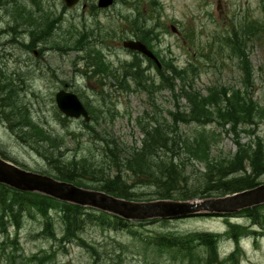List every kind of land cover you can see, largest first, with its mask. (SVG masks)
I'll use <instances>...</instances> for the list:
<instances>
[{"label":"rangeland","instance_id":"rangeland-1","mask_svg":"<svg viewBox=\"0 0 264 264\" xmlns=\"http://www.w3.org/2000/svg\"><path fill=\"white\" fill-rule=\"evenodd\" d=\"M18 1L22 4L21 12L27 11L28 17L32 14L39 23L43 13L34 9L30 0ZM95 2L97 0H82L81 4ZM40 5L47 16L45 24L40 22L39 28L50 23L48 15L51 20H57L58 27L54 26L48 43L37 45L35 41L32 48L33 41L26 32L20 35L10 31L16 26L15 3L11 0L0 3V74H12L11 78L23 88L21 97L26 94L22 97L23 103L34 121L48 134L60 141L63 139L65 144L60 151L63 161L79 159L89 152L101 157L105 155L106 141L118 145L116 150L122 158L135 145L141 144L143 135L137 124L139 117L147 118L148 112L157 114L161 120H169V112L175 109L177 98L168 90L149 96L136 90L133 81L129 82L131 91L125 90L127 85L120 84L124 67L133 62L141 64L143 79L155 78L160 84L154 63L131 54L121 42L118 43L120 39L134 38L132 21L137 19L156 36L152 49L163 63L160 70L166 71L170 65L187 70L184 75L186 80L188 74L186 89L192 85L202 97H206L211 89H217L219 93L227 91V96L240 89L262 109L261 113L257 111L251 126L238 128L237 132L229 124L222 127L212 123L205 127L198 124L183 126L182 134L193 136L197 132H207L213 160L234 156L238 141L264 147V34L260 37L255 28L249 27L260 26L264 19L260 0H116L115 7L105 11L80 6L65 8L63 0H40ZM21 28L26 26L23 24ZM19 29L14 31L19 32ZM235 30L243 36L240 41L246 58L242 62L236 57L237 53H233L236 40L227 41L230 35L234 36ZM83 34L88 36L87 44L78 50L73 40ZM97 53L116 79L93 65ZM24 73L29 76L23 86L20 79ZM61 89L81 95L89 104L87 106H96L106 112L113 108L114 118L107 112L101 125L97 120L93 121L90 129L84 128L81 120L65 118L55 102V95ZM178 99L181 106L185 105L184 100ZM22 127H14L0 111V151L22 168L54 173L51 163L35 149L28 134L21 137L22 134L18 136L12 130H22ZM54 154L60 155L58 151ZM98 160L107 175L108 166L102 167L105 156ZM189 171L203 172V163H191ZM128 176L123 173L125 179ZM83 180L90 186L96 184L90 177ZM258 181L264 183V171ZM147 201L150 200L133 202ZM52 214L54 232L58 234L60 219ZM258 214L260 218H249L241 213L228 217L196 215L157 220L142 226L134 223L129 230L119 231L100 230L103 227L93 225L80 233L87 244L93 245L89 249L78 241L68 243L62 249L59 243L41 235L44 230L42 219L29 216L23 219L19 230L8 227L9 237L0 235V264H184L180 259L182 254L176 249L169 250L166 244L169 240L170 244L173 241L177 245L182 235L190 233L217 237L220 260L235 254L234 260L222 264H264V206ZM160 237H165V242L157 245L154 242ZM45 255H50L49 259L43 260Z\"/></svg>","mask_w":264,"mask_h":264},{"label":"trees","instance_id":"trees-1","mask_svg":"<svg viewBox=\"0 0 264 264\" xmlns=\"http://www.w3.org/2000/svg\"><path fill=\"white\" fill-rule=\"evenodd\" d=\"M11 1L15 3L16 7L13 15L16 26L11 27L10 31L12 32L16 28L19 29L24 24L26 28L19 29V33L21 35L27 33L33 41L32 48L35 47V41L37 45L43 42L48 43L50 41L48 36L58 22H56L57 20H51L48 15L47 20L50 21V25L47 23L39 28L40 22L45 24L47 16L44 8H40V0H30L35 7L34 9L43 13L39 23L36 22L32 14L28 17L27 11L21 12L23 9L21 8L22 4H19L18 0ZM262 2L264 11V0ZM0 3H3V0H0ZM132 23L135 27V38L152 48V41L156 39V36L154 37L151 31L138 19L132 21ZM259 25L255 24L249 27H251V30L255 28L258 36H262L261 32L264 34V19ZM19 33L15 32V34ZM238 35L239 33H236L235 30L232 37L236 40L233 53H237L236 57L240 58L242 62L246 56L243 51V44L240 41L242 37ZM87 40V34H83L81 38L73 40V43L78 50H81L87 44ZM78 43H80V46H78ZM93 62H95L93 65H96L101 72L111 73L109 76L116 79V76L109 70L108 65L99 53L95 55ZM241 70L244 73V69L241 68ZM158 72L160 76L158 82L160 84H157L155 78L143 79L144 70L139 66L135 74H123L120 84L127 85L124 86L125 90L131 91L129 81L127 82L131 78L136 90L142 91V93L146 92L149 96L158 91L168 90L175 94L177 98L175 109L169 112V120H161V117L157 114H149L148 112L146 113L147 118L139 117L137 124L143 135L141 144L139 147L135 145L122 158L119 157L116 150L118 145L113 141H106L103 150L105 160L102 167L104 165L108 166L106 168L109 170L107 175L103 173L98 164V159L103 156L98 157L89 152V154L82 155L79 159L77 157L69 161L61 159L62 154L60 151L65 144L63 139L60 141L57 137L48 134L38 124L31 122L32 119L29 118L21 97L22 89L17 85L16 80L11 78L12 74H0V111L7 121L13 123V126L33 124L30 125L29 139L33 146H36L35 149L40 154L42 153L41 156L51 163L54 173L50 174L53 177L73 182L88 189L104 191L116 197L133 201L156 199L193 200L226 196L260 185L262 182H259L258 178L264 171V147L261 144H242L238 141L237 153L234 156L213 160L207 132H197L193 136L182 134L183 126L198 124L205 127L212 123H217L222 127L224 124H229L230 128L237 132L238 128L251 126L257 111L262 112L258 104L240 89L233 91L231 96H227L228 92L224 89H221L222 92L225 91L224 93H219L220 91L217 89H211L206 97H202L199 92L194 90L192 85H189L186 89L185 83L188 80V74L186 80L184 75L187 70L178 69L174 65L167 67L166 71L158 70ZM178 97L185 101V105H180ZM103 101L107 103L105 99ZM84 103L86 106L89 105L86 101ZM87 108L92 121L97 120L99 125H101L102 120L106 119L105 114L107 112L112 118L115 115L113 108L107 112L96 106H87ZM91 127V124L84 123V128L90 129ZM42 143H44V146ZM41 148L44 150L40 151ZM54 151H58L60 155L56 156ZM0 155L6 160H10L1 151ZM195 161L203 163V172L192 173L189 171V166ZM249 170L250 172H248ZM123 173L129 175L128 179L123 177ZM87 177H90L96 184L90 186L87 182L85 183L83 179H87ZM261 207L244 209L240 213L249 218H256L257 216L260 218L261 215L258 212ZM52 213L58 215L60 219L59 227L61 231L58 234L54 232V216ZM29 216L42 219L44 230H42L41 235L59 243V247L62 249L64 245L75 241H78L87 249L93 246L87 244V240L80 235L89 226L103 227L100 230L119 231L129 230L130 226L135 224L142 226L157 221L134 224V222H128L104 212L60 202L39 193L19 192L0 184V235L9 237L8 227H15L19 230L23 219ZM208 235L203 233L182 235L181 243H179L181 245V260L186 264H218V239ZM194 238H198L197 241L200 244L193 243ZM236 238L238 240L237 236ZM165 239V237L157 238L154 243L159 245L164 243ZM167 241L168 244L166 245H169V250L173 249V246L176 247L175 242L172 241L170 244L169 240ZM49 256L45 255L43 260L49 259ZM40 259L38 258V260ZM234 259L235 254L221 260V263Z\"/></svg>","mask_w":264,"mask_h":264},{"label":"water","instance_id":"water-1","mask_svg":"<svg viewBox=\"0 0 264 264\" xmlns=\"http://www.w3.org/2000/svg\"><path fill=\"white\" fill-rule=\"evenodd\" d=\"M78 1L65 0L68 6H74ZM113 2L114 0H99V6L108 7ZM124 47L138 51L158 62L154 54L140 41H125ZM56 102L59 110L67 117L75 119L83 117L86 121L90 120L87 110L77 95L61 90L56 94ZM0 183L21 192H37L62 202L94 208L130 221L170 219L204 213H235L264 204V184L226 197L201 201L130 202L102 191L83 189L69 182L58 181L46 174L22 169L1 156Z\"/></svg>","mask_w":264,"mask_h":264},{"label":"bare ground","instance_id":"bare-ground-1","mask_svg":"<svg viewBox=\"0 0 264 264\" xmlns=\"http://www.w3.org/2000/svg\"><path fill=\"white\" fill-rule=\"evenodd\" d=\"M115 5H116V2H114L112 5H111V7L113 8V7H115ZM13 33H15V31L13 30ZM19 33V32H18ZM20 34V33H19ZM23 34V33H22ZM21 35V34H20ZM31 42H32V40H31ZM38 56V55H37ZM36 56V57H37ZM138 66L139 67H141V65H139L138 63H136V62H133V63H129V64H126V67H124V69H123V71H124V75H128V74H135V72H134V70L136 69V71L138 70ZM135 68V69H134ZM142 69V68H141ZM127 72V73H126ZM29 76V73H24L23 75H22V78L20 79V82L23 84V86L25 85V83H23V82H25L26 81V79H27V77ZM22 93H23V88H22ZM22 97H26V94L24 93V94H22ZM26 109H27V113H28V116H29V118L30 119H32L31 120V122H34V123H36L35 121H34V119L31 117V114H30V112H29V108H27V106H26ZM80 118H78V119H76V120H79ZM37 124V123H36ZM30 125H33V124H28V125H24V127H22L23 129L21 130V129H19V128H14V129H12L13 130V132L15 131V133L19 136L20 134H22V135H20L21 137L22 136H25L26 137V135L29 133V131H30ZM21 126H23L22 124H18V125H16V126H14V127H21ZM27 133V134H26ZM44 149L43 148H41L40 149V151H43ZM260 178V177H259ZM258 178V179H259ZM56 180H58V181H64V180H60V179H56ZM64 182H66V181H64ZM73 183V182H72ZM74 184V183H73ZM74 185H76V184H74ZM254 188V187H253ZM253 188H251V189H253ZM251 189H247V190H251ZM246 191V190H245ZM254 207H257V206H254ZM251 208H253V207H251ZM208 217H211V216H216V215H214V214H210V215H207ZM198 238H194L193 239V243L194 242H197L196 240H197ZM177 241H179L178 243H177V245H176V247L175 248H173V249H176V251L177 252H179V254L181 253V245L179 244V243H181V239H179V240H177ZM198 243V242H197ZM198 244H200V243H198ZM176 258H180V257H176ZM181 259V258H180ZM217 264V263H216ZM218 264H222L221 263V260L219 259V263Z\"/></svg>","mask_w":264,"mask_h":264},{"label":"flooded vegetation","instance_id":"flooded-vegetation-1","mask_svg":"<svg viewBox=\"0 0 264 264\" xmlns=\"http://www.w3.org/2000/svg\"><path fill=\"white\" fill-rule=\"evenodd\" d=\"M82 1V0H81ZM81 7V8H101L99 5H98V0H97V3H93V4H88V3H82V4H79V5H76V6H73V7H70V8H77V7ZM65 8H68L66 5H65ZM112 8V7H110Z\"/></svg>","mask_w":264,"mask_h":264}]
</instances>
